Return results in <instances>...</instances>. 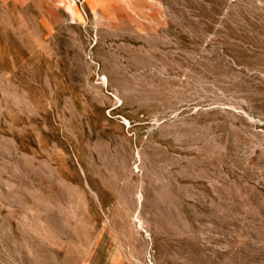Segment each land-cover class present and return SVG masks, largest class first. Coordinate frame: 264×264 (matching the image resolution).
Wrapping results in <instances>:
<instances>
[{"label": "rangeland", "instance_id": "rangeland-1", "mask_svg": "<svg viewBox=\"0 0 264 264\" xmlns=\"http://www.w3.org/2000/svg\"><path fill=\"white\" fill-rule=\"evenodd\" d=\"M0 264H264V0H0Z\"/></svg>", "mask_w": 264, "mask_h": 264}]
</instances>
